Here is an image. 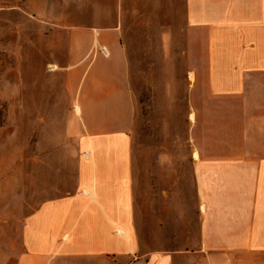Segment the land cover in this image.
<instances>
[{
  "label": "crops",
  "instance_id": "obj_1",
  "mask_svg": "<svg viewBox=\"0 0 264 264\" xmlns=\"http://www.w3.org/2000/svg\"><path fill=\"white\" fill-rule=\"evenodd\" d=\"M97 15L107 21L64 26L55 65L68 96L65 134L80 149L74 183L27 201L24 182L15 195L0 178V264H264V0H183L191 171L189 183L178 179L174 218L183 229L189 202L196 232L173 249L142 247L121 20L116 9Z\"/></svg>",
  "mask_w": 264,
  "mask_h": 264
},
{
  "label": "rangeland",
  "instance_id": "obj_2",
  "mask_svg": "<svg viewBox=\"0 0 264 264\" xmlns=\"http://www.w3.org/2000/svg\"><path fill=\"white\" fill-rule=\"evenodd\" d=\"M115 9L135 104L130 138L137 230L144 250L179 248L196 232L189 202L183 229L174 218L178 179L189 183L191 171L183 0H0V178H11L15 195L24 182L20 200L27 201L40 190L42 198L62 194L74 183L80 149L65 134L68 96L55 68L66 52L62 30L84 19L106 22L98 12ZM186 195L191 200V186Z\"/></svg>",
  "mask_w": 264,
  "mask_h": 264
},
{
  "label": "built area",
  "instance_id": "obj_3",
  "mask_svg": "<svg viewBox=\"0 0 264 264\" xmlns=\"http://www.w3.org/2000/svg\"><path fill=\"white\" fill-rule=\"evenodd\" d=\"M102 52H106V48H105V47H102ZM84 153H85V154H87V153H88V151H87V150H85V151H84Z\"/></svg>",
  "mask_w": 264,
  "mask_h": 264
}]
</instances>
